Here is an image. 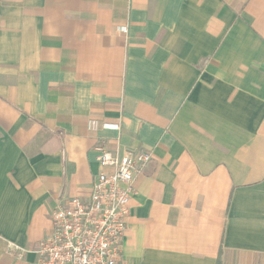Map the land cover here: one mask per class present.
<instances>
[{"label": "crops", "instance_id": "0c3cea01", "mask_svg": "<svg viewBox=\"0 0 264 264\" xmlns=\"http://www.w3.org/2000/svg\"><path fill=\"white\" fill-rule=\"evenodd\" d=\"M103 139L152 153L121 264H264V0H0V264L89 196Z\"/></svg>", "mask_w": 264, "mask_h": 264}, {"label": "built area", "instance_id": "2783aa9c", "mask_svg": "<svg viewBox=\"0 0 264 264\" xmlns=\"http://www.w3.org/2000/svg\"><path fill=\"white\" fill-rule=\"evenodd\" d=\"M118 31L127 34L128 25ZM89 126L99 125L91 122ZM101 126L120 129L119 124ZM93 150L100 171L89 196L68 198L53 209L52 233L40 243L32 264H121L136 176L151 161L152 153L129 147L111 149L104 139Z\"/></svg>", "mask_w": 264, "mask_h": 264}, {"label": "trees", "instance_id": "16d2710c", "mask_svg": "<svg viewBox=\"0 0 264 264\" xmlns=\"http://www.w3.org/2000/svg\"><path fill=\"white\" fill-rule=\"evenodd\" d=\"M222 252H223V250H222V247H221V249L219 251V257H218V260H217V264H222Z\"/></svg>", "mask_w": 264, "mask_h": 264}]
</instances>
